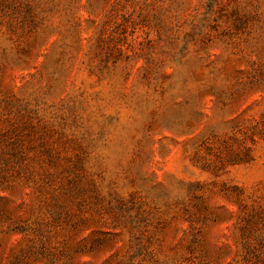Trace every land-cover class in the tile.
Listing matches in <instances>:
<instances>
[{"label": "rangeland", "instance_id": "rangeland-1", "mask_svg": "<svg viewBox=\"0 0 264 264\" xmlns=\"http://www.w3.org/2000/svg\"><path fill=\"white\" fill-rule=\"evenodd\" d=\"M0 264H264V0H0Z\"/></svg>", "mask_w": 264, "mask_h": 264}]
</instances>
